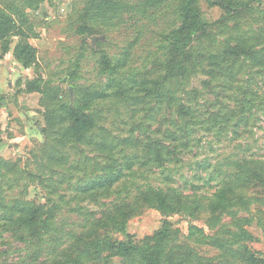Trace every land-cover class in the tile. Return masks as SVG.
Instances as JSON below:
<instances>
[{"label": "rangeland", "instance_id": "rangeland-1", "mask_svg": "<svg viewBox=\"0 0 264 264\" xmlns=\"http://www.w3.org/2000/svg\"><path fill=\"white\" fill-rule=\"evenodd\" d=\"M14 1L25 19L20 22L18 33L11 36V48L18 38L26 36L36 48L37 59L34 66L25 68L15 60L11 48L2 54L0 44V200L34 198L46 205L52 202L61 205L53 225L56 231L38 243L43 248L37 249L33 242L26 247L10 232H2L0 264H27L37 252V260L61 256L69 249L80 252L85 236H92L88 230L90 223L98 216L108 215V207L112 208L117 198L125 197L124 201L128 202L148 184L164 186L167 182L191 197H207L222 175L219 168L231 171L230 162L241 155H264V112L260 110H264V70L255 71L258 67L246 58H230L226 65L222 63L219 71H224L226 66L231 75L217 71L213 76L209 73L212 65L204 64L194 75L167 83L175 103L181 95L183 102L194 108V124L185 126L166 101L156 98L147 101L144 96L141 101L109 96L92 108L96 110L95 127L90 132L93 147L57 143L54 132L42 131L46 99H42L40 92L19 90L17 81L40 76L46 94L58 88L57 99L72 103L76 98L75 88L107 84L109 76L101 71L100 64L103 54L111 61L127 54L123 74L128 75L132 70L140 77L157 79L164 73L159 66L165 55L164 35L176 22L178 0H118L114 1L113 9L104 12L95 8L91 0H42L36 9L27 7L23 0ZM248 1L255 4V0ZM262 2L263 5H253L254 16L248 20L253 30L264 27ZM198 6L208 22L223 14L220 8L209 6L207 0H199ZM256 19L260 22L256 23ZM212 33L203 39L204 50L219 51L224 41H233L231 36L236 34L222 32L215 26ZM213 37L216 41H211ZM256 49L264 51V46L257 45ZM243 88L258 95L254 96L252 107L256 113L246 123L233 117L230 111L234 107L233 98L237 101L243 97ZM244 98L249 99V95ZM208 110H214L213 119ZM180 128L187 129L188 146L173 140L179 153L172 155L166 165L144 160L147 139L162 138L166 130H175L179 135ZM99 138L111 142L108 151L96 148ZM173 141L166 143L171 146ZM109 162L122 169L115 191L102 190L92 196L74 189L81 178L101 174L102 167ZM229 208L238 216H251V223L245 227L255 239L243 243L264 253V193H259L250 210L243 211L248 207L238 204ZM208 214L203 209L194 218L183 213L169 217L172 227L179 229L171 240L180 248L178 252L192 253L193 264H220L222 260L227 264H261L230 255L228 246L221 249L212 244L209 237L218 230L221 235L222 231L234 228V222L224 214L222 222L213 221L209 225L203 221ZM162 218L158 209L144 206L129 218L127 230L142 241L160 226ZM82 242L83 246L77 249V244ZM128 261L118 256H93L85 264H129Z\"/></svg>", "mask_w": 264, "mask_h": 264}, {"label": "trees", "instance_id": "trees-1", "mask_svg": "<svg viewBox=\"0 0 264 264\" xmlns=\"http://www.w3.org/2000/svg\"><path fill=\"white\" fill-rule=\"evenodd\" d=\"M41 1L23 0V3L27 7L36 9ZM114 1L118 0H91L93 6L102 12L113 9L116 4ZM198 1L178 0L175 9L176 22L164 35L166 43L163 53L165 55L159 62L164 73L158 75L157 79L140 77L137 71L132 70L128 72V75L123 74L121 70L126 66L127 54L115 61H111L106 54H103L100 64L101 71L109 76L107 84L98 87L75 88L76 98L72 103H69V100L57 99L58 88L52 90L50 94H46L40 76L20 78L17 81L20 85L19 90L40 92L43 95L42 99H46L42 110L45 121L42 131L54 132L59 144L74 142L93 147L94 140L91 139L90 132L95 127L96 110L92 108L96 103L109 96L131 98L136 101H141L144 96L147 101L155 98L159 101H166L167 106L174 109L177 117L184 121L185 126L187 123L194 124L193 119L196 118L194 108L189 102H183L181 95L178 102L175 103L172 99L173 93L166 88L167 83L172 80L179 82L194 75L204 64L212 65L209 73L213 76L217 71L218 73L227 71L231 75L226 66L224 71H219L222 63L226 65L230 58H246L258 67L255 71L264 70V51L256 49L257 45L264 46V34H262L264 27L253 30L251 22L248 21L254 16L253 5H263L262 0H255V4L248 0H207L209 6H216L223 10L219 19L209 22L202 16ZM19 9L14 0H0L2 54L10 50L11 36L18 33L20 22L25 19ZM255 22L260 21L256 19ZM213 26L222 32L236 33L231 36L234 40H225L219 51L204 50L203 39H208L210 35H213ZM212 40L216 41L214 37ZM11 52L15 60L25 68L36 64V48L26 36L18 38L12 46ZM241 95L243 97L237 98V101L233 98L234 107H230V111L233 117L246 123L248 118L256 113L252 111V107L254 106V96L258 95L256 92H246L244 88L241 90ZM246 95H249V99L244 98ZM219 103L221 104L222 100ZM221 107L219 106V108ZM260 110L264 112V110ZM211 111L214 110H208V114L213 119L214 114ZM179 131L178 135L175 130H166L163 139L153 137L147 139L144 147V160L166 165L172 155L179 153V150H175L176 142L173 140H179L184 147L188 146L187 129L180 128ZM171 140L174 144L170 146L166 142H172ZM96 148L108 151L111 148V142L99 138ZM126 159L131 161L130 157H126ZM230 164L233 167L231 171L230 169H218L222 175L215 183L211 195L207 197H191L179 187L171 186L168 182L164 186L148 184L144 189L138 190L135 196L128 199V202L124 201L125 197H122L121 200L117 198L118 200L113 203L112 208L108 207L109 214L104 215V218L98 216L93 219L88 228L92 236H85L84 248L80 252H73L69 249V252H63L61 256H53L48 260H37L39 257L37 252L33 261L27 264H85L93 256H105V258L118 256L125 261L129 260V264H193L192 253L184 252L185 250L178 252L180 248L177 244L171 243V240L179 233V229L172 227L169 217L174 213H183L194 218L196 213L203 209L209 211L203 220L209 225L213 224V221L215 223L222 222L224 214H228L231 221L234 222L232 225L234 228L222 231L221 235L218 230L215 235L210 236L212 244L221 249L228 246L230 255L238 256L250 263L264 264V253L243 243L246 240L255 239V236L245 227V224L251 223V216H238V213H232L229 208L238 204L242 205V208L243 205L248 207L243 211L250 210L251 205L257 201L259 193H264V155L260 154L254 157L241 155L234 158ZM104 165L101 174L97 172V176L81 178L76 182L77 185L74 186V189L78 193L92 196L99 195L102 190L115 191L113 189L122 176V169L120 166L111 165L110 162ZM166 179H169L168 175ZM117 195L120 196V194ZM61 198L63 199L62 196ZM62 199L60 200L62 201ZM252 200L254 201L252 202ZM58 205L61 204L52 202L50 205H46L40 199L34 198L30 200L24 198H14L9 201L0 200V235L2 232H10L26 247H30L33 242L37 249L43 248L38 243H42L45 235L56 231L53 225ZM144 206L158 209L163 218L156 230L139 241L127 230V222ZM241 219L243 222H240ZM110 230H112L111 233ZM116 234H120L122 237ZM82 246L83 242L77 244L76 248L80 249ZM201 264L208 263L201 262ZM220 264L227 263L222 260Z\"/></svg>", "mask_w": 264, "mask_h": 264}, {"label": "water", "instance_id": "water-1", "mask_svg": "<svg viewBox=\"0 0 264 264\" xmlns=\"http://www.w3.org/2000/svg\"><path fill=\"white\" fill-rule=\"evenodd\" d=\"M69 94H70V97L72 98V88L71 87L69 88Z\"/></svg>", "mask_w": 264, "mask_h": 264}]
</instances>
